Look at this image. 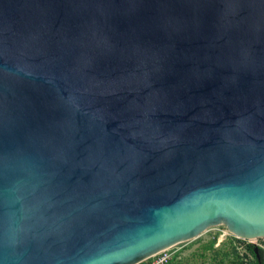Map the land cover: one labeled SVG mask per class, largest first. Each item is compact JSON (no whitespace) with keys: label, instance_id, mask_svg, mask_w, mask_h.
<instances>
[{"label":"water","instance_id":"water-1","mask_svg":"<svg viewBox=\"0 0 264 264\" xmlns=\"http://www.w3.org/2000/svg\"><path fill=\"white\" fill-rule=\"evenodd\" d=\"M218 224L264 237V0H0V264Z\"/></svg>","mask_w":264,"mask_h":264},{"label":"rangeland","instance_id":"rangeland-1","mask_svg":"<svg viewBox=\"0 0 264 264\" xmlns=\"http://www.w3.org/2000/svg\"><path fill=\"white\" fill-rule=\"evenodd\" d=\"M245 243L264 250V237L243 239L231 233L224 224H218L195 238L174 245V254L168 264H251L253 257L245 249Z\"/></svg>","mask_w":264,"mask_h":264},{"label":"built area","instance_id":"built-area-1","mask_svg":"<svg viewBox=\"0 0 264 264\" xmlns=\"http://www.w3.org/2000/svg\"><path fill=\"white\" fill-rule=\"evenodd\" d=\"M173 246L161 249L136 264H168L174 254Z\"/></svg>","mask_w":264,"mask_h":264},{"label":"trees","instance_id":"trees-1","mask_svg":"<svg viewBox=\"0 0 264 264\" xmlns=\"http://www.w3.org/2000/svg\"><path fill=\"white\" fill-rule=\"evenodd\" d=\"M245 249L248 253L253 257V260L251 261V264H264V250L259 247V257L255 254L253 250V245L251 243H245L244 244Z\"/></svg>","mask_w":264,"mask_h":264}]
</instances>
